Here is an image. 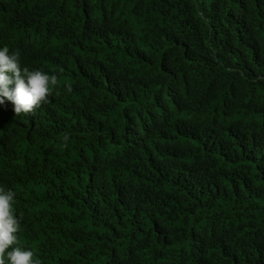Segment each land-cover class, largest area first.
Listing matches in <instances>:
<instances>
[{"label": "trees", "instance_id": "16d2710c", "mask_svg": "<svg viewBox=\"0 0 264 264\" xmlns=\"http://www.w3.org/2000/svg\"><path fill=\"white\" fill-rule=\"evenodd\" d=\"M5 46L58 80L0 105L8 251L264 264V0H0Z\"/></svg>", "mask_w": 264, "mask_h": 264}, {"label": "clouds", "instance_id": "9594fccd", "mask_svg": "<svg viewBox=\"0 0 264 264\" xmlns=\"http://www.w3.org/2000/svg\"><path fill=\"white\" fill-rule=\"evenodd\" d=\"M57 83L55 74L49 76L40 70L29 71L27 68L22 73L18 53L9 55L7 46L0 49V105L5 104L6 98L14 105L16 115L30 113L39 107L50 95L49 85ZM64 139H68L67 133ZM13 196L11 191L0 189V264H5L6 254L9 264H37L32 259L31 250L15 247L8 251L16 243L19 230V220L13 214Z\"/></svg>", "mask_w": 264, "mask_h": 264}]
</instances>
